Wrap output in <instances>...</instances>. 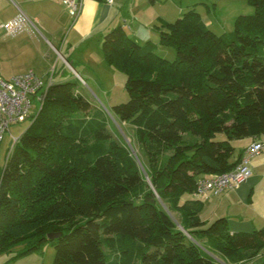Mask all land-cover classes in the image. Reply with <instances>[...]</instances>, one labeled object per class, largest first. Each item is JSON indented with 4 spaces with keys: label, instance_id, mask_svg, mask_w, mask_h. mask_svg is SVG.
<instances>
[{
    "label": "trees",
    "instance_id": "obj_1",
    "mask_svg": "<svg viewBox=\"0 0 264 264\" xmlns=\"http://www.w3.org/2000/svg\"><path fill=\"white\" fill-rule=\"evenodd\" d=\"M247 1L254 14L239 15L229 34L213 33L195 10L167 24L160 43L176 49L172 62L122 27L104 36L106 62L127 73L128 100L111 113L134 125L144 160L110 140L106 118L88 120L93 105L76 93L78 80L52 82L0 169V253L53 245L52 264L264 255V227L232 233L226 218L208 225L191 198L201 178L240 163L235 141L264 138V0Z\"/></svg>",
    "mask_w": 264,
    "mask_h": 264
},
{
    "label": "rangeland",
    "instance_id": "obj_2",
    "mask_svg": "<svg viewBox=\"0 0 264 264\" xmlns=\"http://www.w3.org/2000/svg\"><path fill=\"white\" fill-rule=\"evenodd\" d=\"M134 6L135 8L129 15L127 13L126 16L122 15L120 18V25L123 26L127 36L141 45L147 42L152 43L154 53L170 62L176 58V49L161 44L160 33L168 30L167 24L174 23L189 10H195L206 26L216 35L232 33L235 20L239 15H251L255 12L254 7L247 0H138ZM5 12L6 14L13 12L15 14L13 17H20L16 12L31 11L24 2L0 0V23L5 17ZM31 27L29 26V37L38 43V34ZM102 44L103 40L92 39L90 42H83L71 57L64 52L73 67H70L52 50L53 59L45 58L43 61L44 68L48 69V76L43 78H52L54 83L78 80L80 85L76 93L82 95L93 105L88 120L93 119L101 123L106 118V133L110 136V140L120 146H125L134 157L144 160L143 152L136 140L134 125L117 120L111 113L113 106L128 100L125 88L127 73L118 64L110 65L106 62ZM47 45L50 46L48 42ZM29 58L24 57L25 70L33 69L38 73V65L32 63L34 58ZM16 68H19V65L3 70H15ZM64 72L65 75L62 76ZM29 126V121L13 125L10 132L5 135L0 143V169L4 167L7 154L15 144L14 139L20 138ZM241 142L242 140L239 141ZM239 143L238 149L241 146ZM171 215L175 222L180 224L179 214ZM23 248V245H19L0 253V264H52L56 254L53 245H47L41 251L20 255ZM263 256L244 262H233L220 254L214 255L217 264H263Z\"/></svg>",
    "mask_w": 264,
    "mask_h": 264
},
{
    "label": "crops",
    "instance_id": "obj_3",
    "mask_svg": "<svg viewBox=\"0 0 264 264\" xmlns=\"http://www.w3.org/2000/svg\"><path fill=\"white\" fill-rule=\"evenodd\" d=\"M15 1L24 2L31 12H16L20 17H13V12H5L0 23V75L7 79L33 70H25L24 57L34 58L32 63L38 65L39 76H48L43 61L45 58L53 59L52 50L73 67L67 56L71 57L83 42L101 41L107 32L123 27L120 25L121 16L129 15L138 0H114L112 4L107 0H77L81 9L76 15L70 12L63 0ZM29 26L38 34V43L29 37ZM15 65L19 68L3 70ZM256 140L264 141V138H247L241 143V140L235 141V156ZM238 143L241 145L239 149ZM249 167L251 176L238 189L220 196L211 193L201 198L195 194L191 196L203 203L200 216L208 225L219 218H226L232 233H251L264 227V150L252 158Z\"/></svg>",
    "mask_w": 264,
    "mask_h": 264
},
{
    "label": "built area",
    "instance_id": "obj_4",
    "mask_svg": "<svg viewBox=\"0 0 264 264\" xmlns=\"http://www.w3.org/2000/svg\"><path fill=\"white\" fill-rule=\"evenodd\" d=\"M70 12L76 15L81 9L77 0H63ZM112 4L114 0H107ZM52 78L44 79L33 70L4 78L0 75V143L10 132L13 125L22 124L30 120L43 101V94L52 84ZM19 138H15L17 142ZM264 150V141L252 142L243 152L240 163L230 172L221 175H210L198 181L196 197L207 194L220 196L223 193L236 190L251 176L250 162Z\"/></svg>",
    "mask_w": 264,
    "mask_h": 264
},
{
    "label": "water",
    "instance_id": "obj_5",
    "mask_svg": "<svg viewBox=\"0 0 264 264\" xmlns=\"http://www.w3.org/2000/svg\"><path fill=\"white\" fill-rule=\"evenodd\" d=\"M60 236H61L60 233H50V234L48 235V238H49V239H56V238H58V237H60Z\"/></svg>",
    "mask_w": 264,
    "mask_h": 264
}]
</instances>
